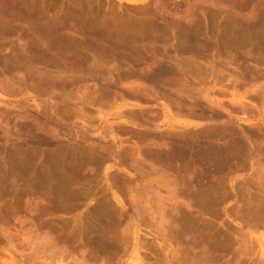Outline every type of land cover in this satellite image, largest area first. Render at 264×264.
<instances>
[{"label":"rangeland","instance_id":"rangeland-1","mask_svg":"<svg viewBox=\"0 0 264 264\" xmlns=\"http://www.w3.org/2000/svg\"><path fill=\"white\" fill-rule=\"evenodd\" d=\"M263 213L264 0H0V264H264Z\"/></svg>","mask_w":264,"mask_h":264},{"label":"bare ground","instance_id":"bare-ground-1","mask_svg":"<svg viewBox=\"0 0 264 264\" xmlns=\"http://www.w3.org/2000/svg\"><path fill=\"white\" fill-rule=\"evenodd\" d=\"M128 1H131V2H139L140 0H128ZM253 31V30H252ZM241 42V41H240ZM178 66V65H177ZM179 66H181V65H179ZM192 67H194V66H192ZM178 71V70H177ZM152 76V75H151ZM157 77V76H156ZM155 78V77H154ZM155 80V79H154ZM239 102H241V101H239ZM242 107H244V106H242ZM171 134V133H170ZM230 141H232L233 140V143L231 144V147H230V145H227V146H224V148H222V147H217V146H215V145H213L214 143L212 142V141H209L208 140V142L210 143V144H212V145H210L209 144V158H211V160L213 159L214 160V162H215V164L216 163H218L219 162V160L223 157V158H225V157H239V158H242V156L244 157L246 154L249 156L250 154H252L253 153V150H254V148H251V150H247V149H245L242 145H240L238 142H235V140L232 138V135L230 134ZM171 138V137H170ZM208 138V137H207ZM209 138H211V137H209ZM208 138V139H209ZM214 138V137H213ZM165 140H167V139H165ZM171 140V139H170ZM170 140L168 139V141L170 142ZM203 142V141H202ZM212 142V143H211ZM168 143V142H167ZM166 143V144H167ZM235 144H237V145H235ZM170 145V144H169ZM208 145V144H207ZM186 146H184V147H182V148H185ZM233 147H234V149H233ZM188 148V147H187ZM202 150V149H201ZM200 150V151H201ZM184 150H182V151H180V152H183ZM185 151H187L186 149H185ZM179 152V151H178ZM197 153V151H195V154ZM205 153V152H204ZM147 154V153H146ZM149 154H150V150H149ZM160 154H162V153H160ZM195 154H194V156H195ZM141 155V154H140ZM156 155H158V154H156ZM199 155V154H198ZM200 155H203L202 153L200 154ZM146 156V155H145ZM188 156V155H187ZM187 156H186V158H187ZM205 156V155H204ZM157 157V156H156ZM161 156H159L158 158H160ZM180 157V156H179ZM178 157V158H179ZM197 157V156H196ZM199 157V156H198ZM207 157V158H208ZM158 158H156V161H157V159ZM184 158H185V156H184ZM161 159V158H160ZM199 159V158H198ZM204 160V159H203ZM198 161V160H197ZM210 161V160H209ZM122 161H120V163H121ZM200 162V161H199ZM198 162V163H199ZM122 164V163H121ZM202 164V163H201ZM214 164V165H215ZM178 165H180V164H178ZM200 165V164H199ZM217 165V164H216ZM220 165L218 164V167H219ZM215 168H217V166L215 167ZM157 182H159V180L157 181ZM160 183V182H159ZM159 183H158V185H159ZM155 184H157L156 183V181H155ZM161 184V183H160ZM166 185V184H165ZM197 188V187H196ZM199 188V187H198ZM201 188V187H200ZM204 188H202V189H198V190H196L195 192L196 193H194L195 194V196L197 195L198 196V198H199V201H202L201 203L203 204V201L204 202H206V200H203L204 199V194H205V190H203ZM194 196V195H193ZM194 196V197H195ZM206 199V198H205ZM169 200H172V199H169ZM198 200V199H197ZM210 202L212 201V199L211 200H209ZM178 203L180 204L181 202H179L178 201ZM111 204V203H110ZM110 204H109V206H110ZM204 205H207V203L206 204H204ZM165 207V206H164ZM111 208V207H110ZM167 208V207H166ZM110 211V210H109ZM111 211H112V209H111ZM110 211V212H111ZM144 211L146 212V213H148L145 209H144ZM122 212V211H121ZM144 213V212H143ZM142 213V214H143ZM264 214V213H263ZM262 214V215H263ZM255 228H258V226H256ZM259 243H260V246L262 247V253H263V256H264V244L262 243V240H261V237L259 236ZM262 239H264V237L262 236ZM75 264H78V263H75Z\"/></svg>","mask_w":264,"mask_h":264}]
</instances>
